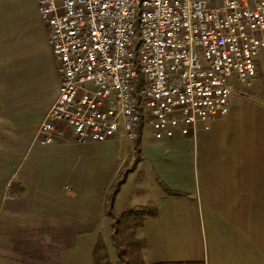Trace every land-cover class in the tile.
<instances>
[{
    "label": "crops",
    "instance_id": "crops-1",
    "mask_svg": "<svg viewBox=\"0 0 264 264\" xmlns=\"http://www.w3.org/2000/svg\"><path fill=\"white\" fill-rule=\"evenodd\" d=\"M42 23L38 0H0V264H90L108 224L106 193L133 165V141L122 132L81 142L66 128L53 143L35 142L60 87ZM12 31L38 41L43 73L31 60L25 73L10 51L2 56ZM229 103L195 136L142 132L140 179L149 183L132 203L154 205L138 229L148 262L264 264V48L252 84L237 83ZM115 142L113 156L99 158Z\"/></svg>",
    "mask_w": 264,
    "mask_h": 264
},
{
    "label": "built area",
    "instance_id": "built-area-1",
    "mask_svg": "<svg viewBox=\"0 0 264 264\" xmlns=\"http://www.w3.org/2000/svg\"><path fill=\"white\" fill-rule=\"evenodd\" d=\"M60 73L35 141L66 128L77 141L122 133L144 117L156 139L228 113L264 48V0H38Z\"/></svg>",
    "mask_w": 264,
    "mask_h": 264
},
{
    "label": "trees",
    "instance_id": "trees-1",
    "mask_svg": "<svg viewBox=\"0 0 264 264\" xmlns=\"http://www.w3.org/2000/svg\"><path fill=\"white\" fill-rule=\"evenodd\" d=\"M143 125L144 117L141 115L137 126V134L132 140L135 158H140V142ZM125 166L128 165L126 164ZM124 168L108 188L105 197V212L111 218V238L116 250V259H111L107 246L102 241L103 239L99 238L93 249L94 264H205L203 261L148 262L146 260V242L139 236L138 228L143 225L145 218L153 213L154 205L147 204L143 209L126 208L119 213L113 211L119 186L123 182L120 176ZM163 187L167 192H170V189L166 185H163ZM175 194L183 195L185 193L175 190Z\"/></svg>",
    "mask_w": 264,
    "mask_h": 264
},
{
    "label": "rangeland",
    "instance_id": "rangeland-1",
    "mask_svg": "<svg viewBox=\"0 0 264 264\" xmlns=\"http://www.w3.org/2000/svg\"><path fill=\"white\" fill-rule=\"evenodd\" d=\"M250 2L252 5V0H250ZM42 25H43V32H45V37L47 40L44 42L43 35L40 32V41L44 45V58L48 59L51 56V58L54 62V65H55V70L57 71V74L59 76V80H61L60 73H59L58 67H57V62H56L55 56L53 54L52 46L50 43L48 28L44 22L42 23ZM11 38H13V47H12V49H8L7 51L3 52L2 56H5L7 54V52L10 51L13 53L15 61L24 67L25 73H28L31 70V68L28 64L29 60L36 63L34 71H36L37 73H43L44 70L40 64L42 61V51L40 49V45H39L38 41L34 38L26 39L25 41H22L19 38V34H17L14 31H12V33H11ZM142 132H143V135L145 138L151 136V128L148 124V120H146L145 124L143 125ZM34 139H35V137H34ZM127 139L128 138H126V140ZM128 140L132 142L133 139H128ZM116 143L117 142H115V146L109 145V146L105 147V150H107V154L100 155L99 158L105 159V158L112 157L113 156L112 151L115 150ZM22 147H23V145H19V151H21ZM133 161H134V163L132 166H130V167L125 166V168H124V170L120 176V179L123 182L119 186V190L117 192L118 194L116 196L114 207H113V211H115L117 213L121 212L122 210H124L126 208L141 209L140 206L134 205V203H132V201L133 200L137 201V202L140 201V187H141V185L147 186L146 184L149 183L148 178L145 179L146 184L143 183L142 180L140 179V165H139L140 160H139V158L138 157L135 158L133 156ZM129 172H132L133 174H131L129 176L128 175ZM140 181H141V183H140ZM11 183H12V181L8 182V187H10ZM107 219H108L107 220L108 224L105 226V228L102 231L103 235L101 238L103 240L102 239L101 240L107 246V249L109 251L111 259L115 260L116 259V252L115 251L116 250H115V246L113 244L112 238H111V222H110L111 218L109 217V215H107ZM92 257L90 260V264H94Z\"/></svg>",
    "mask_w": 264,
    "mask_h": 264
}]
</instances>
